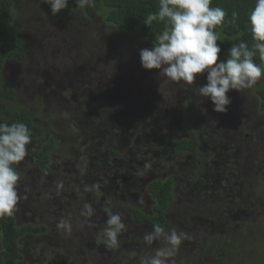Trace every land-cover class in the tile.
<instances>
[{
    "label": "rangeland",
    "instance_id": "1",
    "mask_svg": "<svg viewBox=\"0 0 264 264\" xmlns=\"http://www.w3.org/2000/svg\"><path fill=\"white\" fill-rule=\"evenodd\" d=\"M14 3L18 13L23 10L25 23L21 22V27L29 53L24 63L6 61L3 77L7 84L15 87L17 100L28 105L31 112L37 113L35 122L51 128L52 124L48 126V119L45 121L44 117L51 118L55 113V123L61 134H64L60 136L54 132L56 137L62 140L70 139L69 125H75L76 122L70 120L68 114L71 111L76 112L81 103H84L86 108H83L81 114L85 122L90 126L97 123L94 127L99 126L102 134L105 122L102 120L101 112L104 105L107 107L106 98L94 107L90 106L101 97L103 90L101 87L104 83L107 84L106 96H114L113 91H119L124 92L130 99L131 107H127L120 115V119L126 122L128 130L135 125L136 128L140 126L147 131L152 128L153 133L160 127L169 129L175 136L179 134L187 136L195 130L200 139L198 149L203 157L200 161L191 155L189 158H175L170 153H158L150 147L149 138H145L144 134L137 136L134 144L133 138L126 139L128 132L123 131V126L117 123L115 131L119 134L115 138L116 151H124L130 147L135 149L131 161L134 168L131 167V173L137 186L129 187L125 191L117 189L107 193L103 190L104 194L95 188L87 195L70 194L68 200H64L61 206L57 202L53 204L51 198L55 190L53 186L45 185L41 194H36L28 188L26 191L23 190L24 176H27L28 180L33 176L24 160L17 168L20 176L17 191L22 198L18 201L13 215L18 224L24 222L34 224L39 221L40 224L51 225L53 229L42 236L26 235L20 239L23 254L20 264H140L142 258L151 256L155 249L164 247L165 241L160 239L154 241L151 246L146 245L143 236L150 232L152 227L134 222L122 208V204L129 203L144 211L149 210L152 202L144 189L145 180L156 176L175 178L174 199L166 211L170 224L165 231L175 229L189 237L182 242L170 264H226L225 261H214L213 251L204 246L208 239L212 240V243L227 241L229 244L237 242L253 246V240L258 238L253 237V228H261L260 232L264 227V212L258 211L256 206L255 214L252 204L255 202L263 204L261 200L263 192L261 186L255 184V177L260 164L257 155L264 149L262 145L264 139L261 137L258 140V135L264 137V115L256 106L252 88L240 92L230 90L227 95L232 102L227 106V112H216L209 99L198 95V87L207 82L206 74H197L193 84L186 85L159 76L157 69H143L139 51L153 46L144 40L134 39L131 34L116 31L110 24L102 23V18L93 13L98 12L95 2L93 6L87 7L86 16L82 15L78 9L79 5L76 4V10L71 7L65 14L57 13L53 16L50 5L41 3V0H14ZM69 35L72 40L66 42ZM69 42L73 45L67 44ZM80 58L79 64L74 65V61ZM44 78L65 80L70 91L66 97L67 101L63 100V96L57 92L58 89L50 91L49 87L53 86L55 81L47 82ZM262 80L264 74L257 84ZM40 81L46 88L38 84ZM86 84V89L79 93V85ZM110 85L114 86V90ZM95 89L99 91V95L92 92ZM45 91L47 94L50 93L47 98L44 97ZM189 100L194 101L192 109L187 108ZM134 104L140 106L139 111L135 110ZM46 106L52 111H47ZM88 107L90 108L87 109ZM146 109L151 110L148 116ZM138 114L145 116L146 126L137 121ZM65 126L68 128L65 129ZM113 126L111 122L109 127ZM109 134L110 132L107 133ZM261 141L263 143H259ZM38 142L39 140L32 139L30 145H37ZM97 144L105 162H109L110 165L116 164L114 167L121 170L127 169L128 156L116 161L108 155V143ZM95 146L89 150L88 156L91 158L88 156L83 158L80 151L79 159L76 161L73 159V163H70L68 171H72L73 177L83 175L79 174L81 166L83 167L81 172L87 173L91 163L96 164V169L88 176L96 182L103 178L100 177L101 174H96L99 166L96 161L100 160L96 157L99 150H95ZM63 148L64 143L61 142L59 149L63 156L61 158L68 159L63 155L65 153ZM141 153L144 155L139 160L137 154ZM227 153L229 167L233 170L240 169L243 174H232L229 180L224 181L226 182L224 188L221 185L215 187L217 180L210 177L212 172L210 173L208 165L210 168L214 166L223 168V158ZM212 154L216 155L215 162L213 159L210 162ZM23 167H27V173ZM109 167L103 168L100 162L99 170L103 168L106 184H112L108 177ZM19 168L23 173H20ZM197 168L201 169V174L194 177ZM123 175L128 178L131 174ZM113 180L116 182V179ZM117 185L122 186L121 183ZM126 186L127 183L123 184L124 188ZM86 188L90 189L88 185L82 183L75 185L72 190ZM141 199L143 203H140ZM85 203L91 204L95 210L91 218L81 215ZM247 204L251 205L249 221L239 223L237 227L226 231L223 235L224 240H221V233L215 232L211 221L216 216L226 220L229 217L226 210L245 207ZM105 207L111 208L114 213H120L126 225L118 237L119 247L112 250H107L102 243L107 220V215L103 211ZM39 214H42L41 219L38 218ZM61 219L71 224L70 232L57 229V222ZM95 229L102 232L95 233L93 240L92 234L96 232ZM221 229L225 230L224 226H221ZM247 254L250 255V252ZM239 257L238 253L234 254V264L241 263ZM251 258L254 259V253L249 257ZM262 260L264 261V253Z\"/></svg>",
    "mask_w": 264,
    "mask_h": 264
},
{
    "label": "trees",
    "instance_id": "2",
    "mask_svg": "<svg viewBox=\"0 0 264 264\" xmlns=\"http://www.w3.org/2000/svg\"><path fill=\"white\" fill-rule=\"evenodd\" d=\"M94 2L98 7V12L95 13H97L98 16H100L103 21H105V23L110 24L118 32L131 34L134 39L144 40L152 46H154V43L156 42L155 37L162 33L165 28V22L154 21L150 28L143 23V20L149 13H154L159 10V0H94ZM255 3L256 0H211L210 7H221L227 13L224 23L218 25L214 29L216 34L219 36V41H217V43L220 44L222 49L221 53L219 54V58L221 60L227 59L229 48L234 44H238L240 41H245L248 43L249 47L252 46L253 40L248 18L250 12L254 9ZM14 5V0H0V122H8L9 124L13 122H23L30 129L31 136L36 138H44L45 136L47 137L48 129L59 134L60 136H63L64 134H61L60 129L55 123V113L52 117L49 115L51 118L48 116L44 117L45 121L48 119V126L50 123L52 124L51 128L48 127V129H45V126L34 121L37 113L31 112V110L28 108V105H25L17 100V91L15 87L7 84L3 77V67L5 66L6 61L14 60L18 63H24L27 59V54L29 53L25 35L21 27V22L25 23L23 10L21 9L18 13ZM68 8H71V6H68ZM233 11L238 13L235 23L231 22V14ZM63 14H65V12ZM70 35L73 37V33ZM70 35L68 36V40L66 42L72 40ZM67 44L72 43L69 42ZM75 50L76 48L74 51ZM80 61L81 58L76 59L74 61V65H78ZM254 62L264 68V62L260 61L258 53L254 57ZM62 76H64V73ZM52 80L55 81V84L53 86L50 85V91L52 92L53 90L58 89L57 92L63 96L64 101H67L66 97L70 91L65 80H60V78L58 81L57 79H45L47 82ZM38 84L46 88V86H44L41 81ZM102 84L103 85L101 88L103 90L101 91V97L96 102L92 103L90 107H94L99 101L106 98V102L108 103L107 107L104 105L101 112L102 120L105 122L103 133H100L99 126H97V128L94 127L97 125V123L93 126H90L85 122L81 113L83 112V108H86V106L84 103H81V105L78 107L79 109L76 112L71 111V113L68 114L70 120L76 122L75 125H69V136H71L69 142L74 145L73 150L80 149L85 151L87 146L86 144L92 145L94 147L97 143H108V155H110L116 161L128 156L129 164L127 169H119V171L120 174H130L129 167L132 166L131 161H133L135 149L130 147L124 151H116L117 148L115 146V142L117 139L115 140V138L119 133L115 131L117 130L115 126L117 123H119L123 126V131L128 132V138L126 139L129 140L130 138H133L132 141L134 144H136V141L134 140L137 138V136L144 134L145 138H149L148 143L150 147L155 151H158V153H170L172 156H177V158H189L191 155L200 161L202 160V152L200 154L198 149L200 139L198 133L196 135L195 130H193L187 136L181 134L175 136L169 129L160 127L156 128L153 133H151L152 128L147 131L140 126L136 128L135 125H133V127L128 130L126 122L120 119V115L127 110V107H131L130 99L124 92L119 91H113L115 93L114 96H106L107 84ZM86 87L87 84L83 86L79 85L78 92H82L86 89ZM110 87L112 90H114V86L110 85ZM92 92H95L96 95L100 94L96 89ZM252 93L256 99V106L264 115V80L252 88ZM44 94V97L47 98L50 93L47 94L45 91ZM81 101L83 102L84 99ZM134 107L135 110H140L139 105L134 104ZM193 107L194 101L189 100L187 108L192 109ZM68 108L69 107H67V109ZM46 109L47 111L51 110L49 106H46ZM146 111L148 116L149 113H151V110L146 109ZM144 117L145 116L138 114L139 119H137V121L139 123L142 122V126H146L144 125V121H146ZM111 122L114 124L113 127H109ZM158 122L160 123L161 121L158 120ZM67 128L65 126V129ZM108 132H110L109 135H107ZM261 137L264 139L263 136L258 135V140H260ZM77 139L80 141H77ZM73 142H76V144H73ZM259 143L263 142L261 141ZM262 145L264 146V144ZM262 151V153L257 155L260 164H258L259 168L256 172L255 184L261 186L263 192L261 200L263 204L260 205L256 202L252 203L255 214H257L255 210L256 206L258 207V211L264 212V149H262ZM143 155L144 153H141L140 155L137 154L138 159L140 160ZM100 156L104 158L102 153ZM131 156H133L132 160H130ZM32 159L36 165L44 168L47 163V153L45 151L33 150ZM98 159L100 160L101 158ZM105 164H107V162H105ZM108 165L111 166L110 164ZM112 169L118 168L114 167ZM231 169L232 168H228L226 170L221 168V172L222 174H243L240 169ZM212 173L218 174V171ZM197 174H201L200 168L195 170V173L193 174L194 177L197 176ZM132 181H134V179H132ZM145 189L148 196L152 199V212H144L133 205H125L124 210L136 223L146 224L151 227H153V225L159 224L161 227L166 229L170 224V221L166 216V210L174 199V194L172 191V177H152L145 182ZM243 208L246 213L251 214L250 204H247ZM220 222H222V219ZM259 229L261 228H253V230L251 229L253 237L258 236L257 239L253 240V246L252 244H239L237 242L231 244H229L227 241L217 242L211 249L215 259L214 261H225L224 263L226 264H234V254L238 253L240 255L239 261L242 260L240 264H263L264 261L262 260V256L264 253V227H262L263 230L260 232ZM44 231V225H35L31 223H21L20 225H17L14 215L0 217V264H18L22 257L19 246L20 237L27 233H41ZM95 231L96 232L92 234L93 240L95 233L102 232V230L98 229H95ZM211 243L212 240L208 239L205 241L204 246H209ZM251 250H253V252ZM247 252H250V255H248ZM253 253L254 259H249Z\"/></svg>",
    "mask_w": 264,
    "mask_h": 264
},
{
    "label": "clouds",
    "instance_id": "3",
    "mask_svg": "<svg viewBox=\"0 0 264 264\" xmlns=\"http://www.w3.org/2000/svg\"><path fill=\"white\" fill-rule=\"evenodd\" d=\"M41 3L50 5L53 16L69 6V0H41ZM75 3L81 8L91 7L94 0H75ZM210 4L211 0H159V10L149 13L143 23L150 28L154 21L165 22V28L155 37L153 47L140 49L139 57L143 69H157L159 76L167 77L172 82L192 85L197 74H206L207 82L198 87V95L209 99L214 111L225 113L232 102L227 93L253 88L264 74V68L254 62L257 53L260 61L264 62V0H256L249 14L252 46L240 41L229 48L228 57L224 60L219 58L222 49L217 43L219 36L214 29L224 23L227 13L221 7H210ZM231 15V22L235 23L238 13L233 11ZM31 141L30 129L25 123L0 122V217L13 215L22 198L17 191L20 179L17 168L28 155L26 145ZM93 187L99 188V185ZM140 203H143L142 199ZM103 211L107 220L102 243L107 250H112L119 247L118 237L126 225L120 213H114L107 207ZM94 214L92 205L85 203L81 215L91 218ZM229 218L222 219L220 227L214 226L215 232L221 233V240H224L226 231L249 221L247 217L237 222H226ZM16 224L20 225L17 221ZM57 229L70 232L71 224L61 219L57 222ZM188 238L184 232L175 229L165 231L159 224L153 225L152 230L143 236L144 243L151 246L154 241L163 239L165 246L155 249L153 255L142 258L140 264H170L182 242ZM216 243L208 247L212 249Z\"/></svg>",
    "mask_w": 264,
    "mask_h": 264
},
{
    "label": "flooded vegetation",
    "instance_id": "4",
    "mask_svg": "<svg viewBox=\"0 0 264 264\" xmlns=\"http://www.w3.org/2000/svg\"><path fill=\"white\" fill-rule=\"evenodd\" d=\"M71 3H72V7L74 8V10H76L75 1L71 0ZM70 9L71 8L63 9L59 13L60 14H63L64 12L66 13V11L70 10ZM78 9L80 10V12L82 13L83 16L87 15V13H88L87 6L83 7V8H81L79 6ZM93 13H95V12H93ZM101 22L106 24L105 21H103V19H101ZM45 129H48V127H45ZM32 139L33 140L34 139L35 140H39V142H38L37 145H32V144L30 145L29 144L30 146L28 145V147H26L28 149V155L25 158V163H26L27 167H29L31 169L30 173H32L33 176L31 177L30 180H28L27 176H24L23 185H25V187H23V190L26 191V189L28 188L30 190H33L36 194H41V193H43V187L45 185L53 186L55 188V190L52 193V197L51 198H52V201H53L54 205L56 204L55 202H57V204L59 206L63 205L64 204L63 203L64 200L65 201L68 200L70 194L75 195V194L79 193V194L87 195L88 192H90V191H92L94 189L93 185H97V184L99 185V188H95V189L97 191H101V194H104L103 190L108 193L111 190L121 189L122 191H125L129 187H133L134 186L133 188H135L137 186V182L135 180L132 181V179H134V178L132 177L133 173H131V167L133 166V168H134V165L132 164V166L129 167L131 175H130V177L126 178L123 174H120L119 169H112V168H114V166L116 164L111 165L110 167L108 165L109 162H107V164H105V161L100 156V148H98V144H96L95 150H99V155H97L96 157L101 158L100 162H102V167L103 168L109 167L110 174H108V177L112 181V184H106L105 183L106 174L102 170L103 168H101V170H99V167H100V162L99 161H96V163L99 164V166L97 167V170H96V174H101L100 177L103 176V178L99 182H96L95 180L91 179L88 176V174H91V173L93 174L94 173V171L96 169V164L92 165L90 163L89 166H88L87 173L81 172L82 168H83L81 166L79 174H83V175L78 176V177H73L72 176V171L71 170L68 171L70 163H73V159L75 161L79 159L80 151H82V153H83V155H82L83 158L87 157L88 154L90 153L89 150L93 147L92 145L86 144L87 146H86V150L85 151L80 150V149L79 150L78 149H76V150L74 149L73 150L74 145H72L71 142H69L68 140H65V139L62 140L61 138H57L55 133L52 132V130H50V129H48L47 137L45 136L44 138L43 137L36 138V137L32 136ZM61 142L64 143L63 152H65V153L63 155L65 157H67L68 159L61 158V157H63L60 154V151H59ZM33 150L45 151L47 153V163H46V166L44 168L39 167L38 165H36L33 162V159H32V151ZM57 151H58V153H57ZM72 154H73V156H72ZM173 157L177 158V156H173ZM227 157H228V154H226L224 156V158H223V163H224L223 168L226 169V170L228 168H230L229 167V163L227 161ZM88 158H91V156H88ZM180 158H182V157H180ZM210 159H211L210 162L213 161V160L215 162L216 161V155L212 154V158H210ZM143 162H144V160H143ZM214 162H212V163H214ZM22 163H23V161H22ZM27 167H23V170L26 173L28 172ZM208 168H209L210 173L218 171V174H213V173L210 174V177H214L217 180L216 183H215V187H216V185H217V187L219 185H221L224 188L225 184H226V182H224V181L227 180V179L229 180L230 176L232 174H223L222 175L221 168H219L217 166H214V167L210 168L209 165H208ZM19 170H20V173H23L21 168H19ZM139 171H137V172H139ZM113 179H116V182ZM149 179H151V178H148L147 180H149ZM219 181L220 182H224V183H220ZM72 182H73V186L71 187V183ZM113 182H115L116 184L113 183ZM172 182H173L172 191H173V194H174V189H175V186H174L175 178L174 177H172ZM82 183H85L86 185H88L91 190H87V191L86 190H82V189L72 190L75 185L82 184ZM117 183H121L122 186L121 187L118 186ZM126 183H127V186H126V188H124L123 184H126ZM58 185H62V187H58ZM144 189H145V186H144ZM145 192L147 193L146 189H145ZM261 192H262V189H261ZM83 200H84V198H83ZM150 200L152 202L151 198H150ZM101 204L102 203L100 202L99 203V207H101ZM125 205H133V204L124 203V204H122V208L123 209H124ZM151 205H152V203H151ZM151 205H150V209L147 210V211L142 210L141 208H139L136 205H133V206H136L137 208H139L140 210H142L144 212L151 213L152 212ZM225 212L227 214H229V217H230L229 220H227L226 222H232V221H236V220H244L250 215V214L245 212L243 207H239V208H236V209H228ZM215 214L217 215L218 212H216ZM41 217H42V214H39L38 218L41 219ZM220 220L221 219L218 216H216L213 219V221H211V223L213 224V226L220 227V225H222V222H220ZM38 222L39 221H37L34 224L35 225H44L45 231L41 232V233H37V232L36 233H33V232L32 233H27L24 236H26V235H36V234H39V235L42 236L43 234L48 233V232H50L53 229L51 225L40 224ZM24 223H30V222H24Z\"/></svg>",
    "mask_w": 264,
    "mask_h": 264
}]
</instances>
